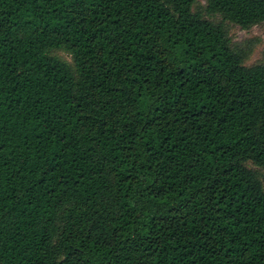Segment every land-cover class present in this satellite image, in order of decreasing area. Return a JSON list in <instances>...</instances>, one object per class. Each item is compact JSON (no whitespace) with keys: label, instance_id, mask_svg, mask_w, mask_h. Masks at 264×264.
<instances>
[{"label":"trees","instance_id":"trees-1","mask_svg":"<svg viewBox=\"0 0 264 264\" xmlns=\"http://www.w3.org/2000/svg\"><path fill=\"white\" fill-rule=\"evenodd\" d=\"M262 21L0 0V264H264V46L244 65L228 33Z\"/></svg>","mask_w":264,"mask_h":264},{"label":"rangeland","instance_id":"rangeland-1","mask_svg":"<svg viewBox=\"0 0 264 264\" xmlns=\"http://www.w3.org/2000/svg\"><path fill=\"white\" fill-rule=\"evenodd\" d=\"M228 33L233 41L240 42L242 46L245 45L244 50L246 54L243 59L244 65H249L259 60L260 50L264 46V21L252 25L247 29H242L237 25L229 24ZM242 41H244V43ZM54 53L60 58L70 61L69 54L64 50H55ZM245 164L249 168L260 170L259 167L250 161H246Z\"/></svg>","mask_w":264,"mask_h":264}]
</instances>
